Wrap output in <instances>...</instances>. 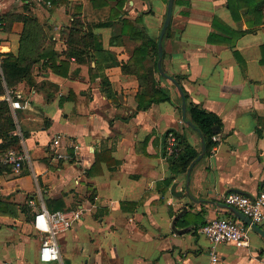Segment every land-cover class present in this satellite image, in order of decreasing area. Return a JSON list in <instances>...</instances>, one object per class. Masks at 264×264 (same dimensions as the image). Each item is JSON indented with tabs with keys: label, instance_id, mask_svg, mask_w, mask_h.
Instances as JSON below:
<instances>
[{
	"label": "crops",
	"instance_id": "1",
	"mask_svg": "<svg viewBox=\"0 0 264 264\" xmlns=\"http://www.w3.org/2000/svg\"><path fill=\"white\" fill-rule=\"evenodd\" d=\"M107 1L98 8L92 0L54 7L50 0H0V55L18 51L24 27L18 16L26 5L45 28L44 50H56L59 59L70 47L63 25L70 26L76 14L84 30L112 23L93 28L104 49L89 48L81 61L71 57L67 76L40 61L48 70L40 80L33 74V85L21 82L11 88L25 105L12 111L27 159L19 173L0 165V264L43 263L40 242L35 252L31 248L38 236L18 238V225L32 234L34 215L47 208V199H63L64 210L81 215L60 234L65 264H210V242L198 228L212 218L235 217L219 205L230 190L255 196L264 183V24L233 47L210 42L211 33L230 37L213 27L216 18L234 30L247 26L233 19L227 0H175L164 39V69L182 77L190 101L221 119L217 144L195 164L188 180L187 173L176 175L163 156L168 130L186 134L201 150L200 135L182 118L176 91L159 78L172 101L140 109V80L122 69L128 63L136 70L131 61L136 45L159 37L167 3L126 0L112 19L120 0ZM124 19L143 29L144 37L123 33ZM63 36L64 50H57ZM65 78L75 92L70 99L56 91L64 88ZM53 85L55 92L49 89ZM259 225L264 230V221ZM217 250L220 264H264V238L253 228L246 246L220 244Z\"/></svg>",
	"mask_w": 264,
	"mask_h": 264
},
{
	"label": "trees",
	"instance_id": "2",
	"mask_svg": "<svg viewBox=\"0 0 264 264\" xmlns=\"http://www.w3.org/2000/svg\"><path fill=\"white\" fill-rule=\"evenodd\" d=\"M52 6H56L60 2L68 0H50ZM95 7H105L109 4L107 0H92ZM126 0H120L118 8L121 10ZM168 3V0H164ZM227 8L229 9L233 19L243 25L246 24V29L234 30L231 27L220 23L216 18L213 21V27L224 31L229 38H224L218 34L211 33L208 40L210 42H225L231 47L236 45L237 40L248 32L256 31L257 27L264 24V0H227ZM120 14V11L113 10L111 18ZM80 15V14H79ZM18 20L24 24L20 38V47L16 53L8 52L1 54L2 63L0 71V96L6 94L7 89L16 87L21 82H27L30 85L34 84L33 67L40 61L49 67L56 74L67 76L70 69V58L75 57L78 61L84 59L89 52V48L102 51L103 43L99 36L94 32L93 28L107 27L111 22L96 24L95 26H87L88 31L84 30L85 24L77 14L69 26L68 43L70 45L66 58L59 59V54L54 49L44 50L47 34L43 24L38 17L26 5L25 11L18 16ZM139 20V19H138ZM170 27L167 29L165 37L168 35ZM122 32L130 34L133 38L142 39L144 37L143 29L135 26L131 20L124 19ZM165 39V38H164ZM158 40L156 38H148L138 46L131 58V61L137 66L136 70L132 71L128 63L122 64V69L126 73H134L137 75L143 87L142 91L138 92L136 99L140 109H148L153 103L172 101L171 91L169 88L162 86L160 79L164 80L158 69ZM164 44V40H163ZM262 60L264 63V45L261 47ZM236 58L239 60L240 55L235 52ZM148 56L154 58L153 65L146 67L145 61ZM165 51L163 53V58ZM120 65L119 62H115ZM164 68V66H163ZM165 70V69H164ZM167 73V72H166ZM170 75V74H169ZM173 76L182 86L186 102L188 119L191 120L195 128L188 126L190 129L200 131L204 137L206 145V154L210 153L213 147L217 144L213 140L215 126H221V119L213 112L207 111L200 105L189 100V95L184 89L180 75ZM160 78V79H159ZM106 79V78H105ZM107 81V79H106ZM178 96V102L181 109L182 99L178 88L168 80ZM16 97V96H15ZM69 95L68 99H70ZM17 98V97H16ZM14 98V99H16ZM63 101V100H62ZM17 123L13 116V111L10 103L5 100H0V151H5L10 148L22 150L21 137L16 132ZM200 135V134H199ZM170 136L176 138L174 145L169 143ZM199 151L193 147L188 137L184 133L176 130H168L165 136L163 156L170 164L171 170L177 174H186L192 161L197 158ZM11 169L10 166H8ZM47 208L51 211L64 210L63 199H47ZM24 209V207H21Z\"/></svg>",
	"mask_w": 264,
	"mask_h": 264
},
{
	"label": "built area",
	"instance_id": "3",
	"mask_svg": "<svg viewBox=\"0 0 264 264\" xmlns=\"http://www.w3.org/2000/svg\"><path fill=\"white\" fill-rule=\"evenodd\" d=\"M2 57L0 55V71ZM10 103L13 110L24 109L25 105L15 100L11 89L3 96ZM218 141L217 135L213 136ZM169 143L174 145L176 138L170 136ZM214 148V147H213ZM61 157V156H60ZM27 159L23 150L10 148L0 151V165L10 166L13 171L19 173ZM224 203L234 206L245 215L249 216L257 224L264 221V183L258 194L249 197L247 195L232 192L223 196ZM80 213L76 210L51 211L44 205L34 215L33 229L40 237L39 259L48 264H65L60 247V234L71 229L73 223L80 219ZM252 229L236 217H217L210 219L206 224L198 228V233L205 236L210 242V264H220L218 246L220 244H232L238 248L248 243V232Z\"/></svg>",
	"mask_w": 264,
	"mask_h": 264
},
{
	"label": "water",
	"instance_id": "4",
	"mask_svg": "<svg viewBox=\"0 0 264 264\" xmlns=\"http://www.w3.org/2000/svg\"><path fill=\"white\" fill-rule=\"evenodd\" d=\"M174 6H175V0H168L166 17H165V20H164V23H163V26H162V29H161V32L159 35V40H158V57H159L158 58V69H159V72L163 78L171 81L178 88V91H179L181 99H182V105H181L182 118L187 125L195 128L193 122L188 119L187 102H186L185 92H184L182 86L179 84V82L173 76L166 73V71L163 68V53H164L163 40H164L165 35L167 33V29L170 27L171 22H172ZM220 131H221L220 126L217 125L214 127V133L215 134H219ZM198 132H199L200 138H201V150H200L197 158H195L192 161V163L190 164V166L188 168V171H187L188 180H190L191 172H192V169L195 166V164L198 161H200L206 154V145H205L204 137L201 135L200 131H198ZM232 192H237V193H241V194L247 195L249 197H252L248 192L240 190V189H232L228 193H232ZM219 205L223 208H228L230 210V212L237 219H239L240 221L244 222L247 225H250L255 231H257L259 234H261V236H263V238H264V230L260 227L259 224H257L256 222H253V220L249 216L245 215L244 213H242L240 210H238L234 206L228 205L226 203H220Z\"/></svg>",
	"mask_w": 264,
	"mask_h": 264
},
{
	"label": "rangeland",
	"instance_id": "5",
	"mask_svg": "<svg viewBox=\"0 0 264 264\" xmlns=\"http://www.w3.org/2000/svg\"><path fill=\"white\" fill-rule=\"evenodd\" d=\"M44 3L45 2H41V4L43 5V7L46 9V8H48V5H44ZM21 8V7H20ZM120 12H121V10H119ZM69 24V23H68ZM68 24H66V25H63V28L64 29H68L69 30V25ZM64 37V36H63ZM62 38V37H61ZM65 39H66V36L64 37V41L63 40H61L60 42H57L58 43V46H56L55 45V48L57 49V50H64V49H62L63 48V42H65ZM140 42V41H139ZM141 43V42H140ZM140 43H139V45H140ZM138 44V43H137ZM49 45V44H48ZM66 45V44H65ZM139 45H136V47L137 46H139ZM134 46V45H133ZM133 46L130 48V49H132L133 48ZM135 47V48H136ZM154 61V59H151V58H146V63H147V66H150V65H153V62ZM88 63V64H87ZM87 63H86V71H87V68H89V66H90V59H88V61H87ZM71 64H72V62L70 61V67H71ZM73 66V65H72ZM39 67H40V69H39ZM38 68V69H37ZM74 68V67H73ZM48 71V70H47ZM47 71H45L42 67H41V64L40 63H38V64H36L35 65V67L33 68V74H34V76H36V80L38 81V80H40L41 78H42V75H44V74H46V72ZM72 76H74V75H71L70 77H72ZM50 77V76H49ZM69 77V78H70ZM75 77V76H74ZM77 77V76H76ZM86 78H87V76H86ZM68 80H70V79H67V78H65V85H64V88L62 89V88H59V90H56L57 92H62L63 91V94L65 93V96L67 97V96H69V95H73L74 96V94H75V92H74V88H72V87H68L69 86V84H71V82L70 81H68ZM40 84V83H39ZM171 85V84H170ZM172 86V85H171ZM114 88V87H113ZM49 89H51L53 92H55V87H54V85L53 86H49ZM118 92V91H117ZM64 103V101H61L60 102V104L62 105ZM11 169H12V167H11ZM22 170V169H21ZM25 217V216H24ZM26 218V217H25ZM21 226H22V224H19L18 225V228L20 229V231H19V235H18V238L20 237V235H31L32 237H35V236H38V238H37V241L36 240H33L32 241V243H31V248H32V250L35 252V250H37V247H38V243L40 242L39 240H40V237H39V235L38 234H36V232H35V230L33 229V227L31 226V228H32V234H27V233H25V232H23V231H21ZM35 235V236H34ZM41 264H48V263H41Z\"/></svg>",
	"mask_w": 264,
	"mask_h": 264
}]
</instances>
